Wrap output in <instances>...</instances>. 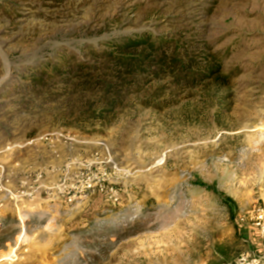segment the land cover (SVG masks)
<instances>
[{
	"label": "rangeland",
	"instance_id": "rangeland-1",
	"mask_svg": "<svg viewBox=\"0 0 264 264\" xmlns=\"http://www.w3.org/2000/svg\"><path fill=\"white\" fill-rule=\"evenodd\" d=\"M145 33L228 83L148 78L103 120L71 69ZM253 206L264 0H0V264H222Z\"/></svg>",
	"mask_w": 264,
	"mask_h": 264
},
{
	"label": "trees",
	"instance_id": "trees-1",
	"mask_svg": "<svg viewBox=\"0 0 264 264\" xmlns=\"http://www.w3.org/2000/svg\"><path fill=\"white\" fill-rule=\"evenodd\" d=\"M169 43L166 39H157L146 33L137 38L129 37L112 44L101 54L93 51L94 58L101 61L100 65L78 63L73 66L71 72L78 78L87 73L89 80L83 85L88 89L97 87L103 94L98 109L103 120H109L110 114H115V110L123 107L119 92L123 86L140 88L148 78L159 79L168 74L175 78L178 84L182 82L186 86H194L203 79L217 84L228 83L229 75L222 74L218 58L213 56V60L208 61L206 65H197L193 60L187 62L180 53H169ZM53 69L56 70L55 67ZM151 102L147 100L143 104L149 106Z\"/></svg>",
	"mask_w": 264,
	"mask_h": 264
},
{
	"label": "built area",
	"instance_id": "built-area-1",
	"mask_svg": "<svg viewBox=\"0 0 264 264\" xmlns=\"http://www.w3.org/2000/svg\"><path fill=\"white\" fill-rule=\"evenodd\" d=\"M53 135L56 137L60 136L57 132L53 133ZM42 138L43 136L29 141V144ZM73 188L76 189V185ZM89 188H91V185L88 184ZM237 228L239 232L256 233L257 237L253 242L249 240V248L247 250L222 264H264V208L253 206L249 210L241 212L238 215Z\"/></svg>",
	"mask_w": 264,
	"mask_h": 264
},
{
	"label": "crops",
	"instance_id": "crops-1",
	"mask_svg": "<svg viewBox=\"0 0 264 264\" xmlns=\"http://www.w3.org/2000/svg\"><path fill=\"white\" fill-rule=\"evenodd\" d=\"M240 242H241L242 247L244 248V245L242 244L243 240L240 239ZM238 249H239V247L236 246L235 251H233V254H230V253L229 254H226L225 253V255L220 256V258L222 259L223 262L228 261V260H231V259H233L234 256H236L237 254H239V252L237 251Z\"/></svg>",
	"mask_w": 264,
	"mask_h": 264
},
{
	"label": "bare ground",
	"instance_id": "bare-ground-1",
	"mask_svg": "<svg viewBox=\"0 0 264 264\" xmlns=\"http://www.w3.org/2000/svg\"><path fill=\"white\" fill-rule=\"evenodd\" d=\"M136 172H138V171H136ZM21 216H22V217H21V218H22V220L26 218V216H25L24 214H23V215H21Z\"/></svg>",
	"mask_w": 264,
	"mask_h": 264
}]
</instances>
